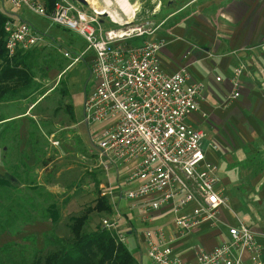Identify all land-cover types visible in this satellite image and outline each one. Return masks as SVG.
Wrapping results in <instances>:
<instances>
[{
  "label": "built area",
  "instance_id": "built-area-1",
  "mask_svg": "<svg viewBox=\"0 0 264 264\" xmlns=\"http://www.w3.org/2000/svg\"><path fill=\"white\" fill-rule=\"evenodd\" d=\"M9 1L16 10L25 8L78 33L86 47L73 61L92 52L93 87L84 96L82 122L87 127L109 122L90 137L96 156L105 166L133 165L126 178L129 187L120 196L140 212L142 223L148 225L162 212L173 215L171 235L161 226L145 230L144 253L152 264H261L262 246L243 223L229 226L227 238L212 249L196 247L190 263L174 252L176 236L214 224L220 208L227 204L226 195L217 187V166L206 159L204 133L186 122L198 110L205 88L203 81L191 79L189 66L166 72L159 59L165 41L156 38L132 44L133 38L147 31L114 20L104 9L89 13L86 3L54 0L47 11L39 0ZM105 12L116 28L103 26L100 17ZM5 31L8 57L44 40L40 31L24 21L9 20ZM63 54L70 57L68 50ZM242 70L243 65L236 68L234 86H238ZM232 95L236 97L238 92ZM118 220L119 213L105 217L101 226L114 233L117 242L125 243Z\"/></svg>",
  "mask_w": 264,
  "mask_h": 264
},
{
  "label": "rangeland",
  "instance_id": "rangeland-1",
  "mask_svg": "<svg viewBox=\"0 0 264 264\" xmlns=\"http://www.w3.org/2000/svg\"><path fill=\"white\" fill-rule=\"evenodd\" d=\"M115 1L86 0L84 7L90 13L92 9H104L120 23L128 21L131 26L142 27L147 32L133 38L131 43L136 45L154 36L166 40L167 36L175 38L186 33L193 41L202 34L227 38L233 25L229 15L233 17L237 7L236 0ZM260 1L263 0H256ZM29 14L44 36L33 48L30 60L34 84L25 98L0 102V116L6 118L0 125V175L12 173L18 165L23 173L20 184L0 186V224L9 227L0 235V264L42 262L49 252L59 249L48 244L45 237L54 234L70 241L71 218L93 207L101 193L114 188L120 180L115 169L106 174L97 166L89 140L109 122L89 127L82 122L84 96L93 87L89 71L92 52L73 61L86 47L84 39L43 16L32 11ZM103 17H107L106 12ZM106 25L117 27L108 18ZM66 50L70 57L64 56ZM67 106L72 107V114ZM129 169L130 165L121 169L120 177ZM123 185L126 188L124 182ZM49 204L59 209L56 222H44L39 215ZM105 217V213L91 212L84 230L100 227ZM138 231H142L140 226ZM141 262L152 263L144 248Z\"/></svg>",
  "mask_w": 264,
  "mask_h": 264
},
{
  "label": "crops",
  "instance_id": "crops-1",
  "mask_svg": "<svg viewBox=\"0 0 264 264\" xmlns=\"http://www.w3.org/2000/svg\"><path fill=\"white\" fill-rule=\"evenodd\" d=\"M39 2L47 11L52 9H48L50 0ZM236 4L233 17L229 15L233 25L227 38L216 39L202 34L193 41L187 33L175 38L167 36L166 40L152 38L165 41L159 59L166 72L171 73L186 64L191 79L205 84L198 110L192 112L186 122L204 133L206 159L217 166V187L227 197V204L220 208L214 224L202 225L174 238V252L185 263L194 261L196 247L212 249L227 238L229 226L243 223L255 232L262 246L261 264H264V0H236ZM0 9L12 20L38 28V23L30 19L29 10H14L9 0H0ZM106 18L100 17V21L108 28ZM240 65L243 70L238 86H234V73ZM235 91L238 96L233 97ZM89 140L92 142L91 138ZM210 144H215L216 148ZM94 155L101 170L108 174L109 169H115V176L120 179L114 188L100 196L107 198L112 209L111 213H105L107 217L114 218L119 213L118 224L125 235L124 244L135 256L136 264H142L145 230L149 226H161L171 235L173 215L162 212L148 225L142 223L140 212L120 196L121 191L129 187L126 178L133 165L105 166L97 158L96 149ZM126 165H130L129 172L121 178L120 170ZM122 202L125 206H121ZM43 221L50 222V219L43 218ZM125 223L129 226L125 227ZM138 226L142 231H138Z\"/></svg>",
  "mask_w": 264,
  "mask_h": 264
},
{
  "label": "trees",
  "instance_id": "trees-1",
  "mask_svg": "<svg viewBox=\"0 0 264 264\" xmlns=\"http://www.w3.org/2000/svg\"><path fill=\"white\" fill-rule=\"evenodd\" d=\"M52 0L50 6L52 8ZM12 20L10 15L0 9V102L18 98H25L34 84V71L30 63L33 57V48L19 49L14 57H8L5 49L6 23ZM72 114V107H66ZM0 116V125L5 121ZM23 181L21 165H18L12 173L0 175V186H10L14 182L20 184ZM93 211L111 213L112 209L104 196H99L93 207H87L80 215L71 218L69 225L72 238L70 241L50 234L45 237L48 244L59 247L49 252L43 259L33 264H136L134 255L124 243L117 242L114 233L102 226L91 231H85L84 226ZM41 218L56 222L60 213L57 206L49 204L40 210ZM5 225V224H4ZM0 224V235L9 227Z\"/></svg>",
  "mask_w": 264,
  "mask_h": 264
},
{
  "label": "water",
  "instance_id": "water-1",
  "mask_svg": "<svg viewBox=\"0 0 264 264\" xmlns=\"http://www.w3.org/2000/svg\"><path fill=\"white\" fill-rule=\"evenodd\" d=\"M78 2H81V3H86V0H76Z\"/></svg>",
  "mask_w": 264,
  "mask_h": 264
}]
</instances>
